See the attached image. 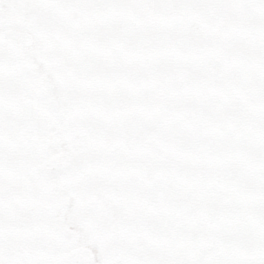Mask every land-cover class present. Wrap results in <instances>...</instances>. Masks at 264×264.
<instances>
[{
  "label": "rangeland",
  "instance_id": "1",
  "mask_svg": "<svg viewBox=\"0 0 264 264\" xmlns=\"http://www.w3.org/2000/svg\"><path fill=\"white\" fill-rule=\"evenodd\" d=\"M7 30L0 264H264V0H0Z\"/></svg>",
  "mask_w": 264,
  "mask_h": 264
},
{
  "label": "water",
  "instance_id": "2",
  "mask_svg": "<svg viewBox=\"0 0 264 264\" xmlns=\"http://www.w3.org/2000/svg\"><path fill=\"white\" fill-rule=\"evenodd\" d=\"M33 43L32 37L27 33H21L13 30H7L0 32V45H8L15 51H20L25 47L31 46ZM45 79L43 77L39 78V82L44 81ZM43 96H46L47 93L43 91ZM67 156L66 155H56L50 161H48V169H45L46 174H52L55 168H58V166L61 167V169L67 167ZM65 259H69L70 262H93V256L87 249H76L71 254L66 257Z\"/></svg>",
  "mask_w": 264,
  "mask_h": 264
}]
</instances>
